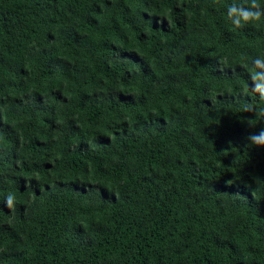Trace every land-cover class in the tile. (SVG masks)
Segmentation results:
<instances>
[{"label":"trees","instance_id":"obj_1","mask_svg":"<svg viewBox=\"0 0 264 264\" xmlns=\"http://www.w3.org/2000/svg\"><path fill=\"white\" fill-rule=\"evenodd\" d=\"M261 133L264 0H0V264H264Z\"/></svg>","mask_w":264,"mask_h":264},{"label":"clouds","instance_id":"obj_2","mask_svg":"<svg viewBox=\"0 0 264 264\" xmlns=\"http://www.w3.org/2000/svg\"><path fill=\"white\" fill-rule=\"evenodd\" d=\"M231 12H234L235 9L234 8H230ZM253 142L257 143V144H264V133H261L259 136L257 137H253Z\"/></svg>","mask_w":264,"mask_h":264},{"label":"bare ground","instance_id":"obj_3","mask_svg":"<svg viewBox=\"0 0 264 264\" xmlns=\"http://www.w3.org/2000/svg\"><path fill=\"white\" fill-rule=\"evenodd\" d=\"M240 197V196H239Z\"/></svg>","mask_w":264,"mask_h":264}]
</instances>
